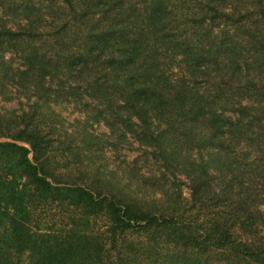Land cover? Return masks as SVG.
I'll list each match as a JSON object with an SVG mask.
<instances>
[{"label":"trees","instance_id":"trees-1","mask_svg":"<svg viewBox=\"0 0 264 264\" xmlns=\"http://www.w3.org/2000/svg\"><path fill=\"white\" fill-rule=\"evenodd\" d=\"M8 86L26 109L0 113V264H264V0H0ZM58 99L162 170L108 194L50 181L76 148ZM178 176L186 200L138 197Z\"/></svg>","mask_w":264,"mask_h":264},{"label":"rangeland","instance_id":"rangeland-1","mask_svg":"<svg viewBox=\"0 0 264 264\" xmlns=\"http://www.w3.org/2000/svg\"><path fill=\"white\" fill-rule=\"evenodd\" d=\"M9 56L5 53L4 58L8 60ZM7 88L6 92L0 94V113L5 112L4 115L9 120L13 116L8 114L9 111L14 110L18 114L21 109H26V102L21 96L13 93L12 87ZM4 95L7 98H4ZM69 101L58 99L51 102L50 106L62 119L64 130L72 133L76 148L70 151H53L49 162V167L53 168L52 174L48 176L50 181L58 179L83 185L94 191L95 187L101 189L104 184H107L106 181L113 183L115 187L125 182L139 185L149 174L155 173L158 169L162 170L161 162L153 159L150 151H143L129 134L119 138L117 131L109 130L101 120L92 116L94 111L87 109L86 113L77 105L78 103L73 104L71 100ZM83 139H90L92 144L85 147L81 142ZM0 140H7V138L0 137ZM28 156L31 157V154ZM185 183L183 178L178 176V185L170 187V191H173L171 197V195L161 196L147 182L141 185L138 197L146 202L157 200L155 206L160 205L156 207L160 211L163 205L174 202V199L182 202L188 198ZM101 190L104 194L109 193L108 188ZM169 198L172 199L168 200Z\"/></svg>","mask_w":264,"mask_h":264}]
</instances>
